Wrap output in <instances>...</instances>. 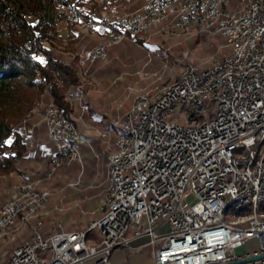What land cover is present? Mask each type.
Returning <instances> with one entry per match:
<instances>
[{
  "label": "built area",
  "instance_id": "1",
  "mask_svg": "<svg viewBox=\"0 0 264 264\" xmlns=\"http://www.w3.org/2000/svg\"><path fill=\"white\" fill-rule=\"evenodd\" d=\"M238 2L232 6L229 0L205 5H198V0L146 1L147 17L163 10V3H173V10H165L167 19L161 22L146 24L145 20L142 28L160 27V33L174 27L175 22L184 37L185 32H194L197 40L209 36L211 45L221 43V50L212 56L224 51L228 61H217V68L210 73H202V64L208 61L198 67L186 62L179 71L177 90L163 96L158 107L146 108L143 98L133 101V108L115 122L125 128L132 110H139L137 121L127 128L138 136V145L129 144V138H115L111 131L95 132L104 159L111 161L116 181V195L106 193V206L95 210L100 211V218H89L86 226L69 231L62 224L54 230L35 228L30 243L10 251L3 264H111L110 256L118 249L127 256L149 249L153 264H225L264 253V223L256 222V212H264L258 210V202L264 199V0H251L254 15H247V8L238 9ZM233 11H240V23L236 33H227V29H221V22H228ZM134 15L127 16V27L133 26L128 25V18ZM199 19H206L205 29L193 30V23ZM184 21H191L190 30H183ZM119 23L115 20L111 26H104V18L96 22L90 18L85 25H96L97 31L108 36ZM243 39H250V46L241 47ZM98 45L82 57L85 65L104 60V54L102 60H95ZM149 45L148 41V55ZM158 52H162L159 47ZM240 52L248 53L247 63H239ZM213 57L211 61H215ZM237 66H248V75H234ZM220 72L233 73V80H218ZM221 81H230L225 98L215 94L211 101H203L206 87ZM214 100H222V108L217 110L216 122H205L203 129L167 124V116L195 114L202 105L213 108ZM50 111H57V105L51 104ZM53 122L55 129H46L47 139L48 132H55V139H48L51 169L60 162H68V167L76 162L81 169L83 158L75 155L72 141L90 149L91 134L75 135L71 122L66 126H58V119ZM60 133L68 134V142H61ZM120 139H127V147L119 149H132V156L117 157L118 149L108 152V145ZM43 179L47 178L37 177L35 183ZM95 180L92 186L84 187L80 173L73 188L61 189L67 196L68 191L82 193L104 183L102 180L96 184ZM239 195L254 201L250 227L235 228L220 221L219 208L230 196H237L233 214L241 219L239 211L245 208L238 204ZM19 197L16 194L14 200ZM65 210L61 203V211L52 214ZM84 210L80 206L77 213L84 214ZM6 216L0 209V220ZM104 226H111V246H102L97 239V230H104ZM81 235H88L91 245L82 244ZM141 239L146 241L134 245ZM250 241L256 242L257 248L239 254L238 250ZM51 250H62V257H51ZM243 264H264V258Z\"/></svg>",
  "mask_w": 264,
  "mask_h": 264
},
{
  "label": "rangeland",
  "instance_id": "2",
  "mask_svg": "<svg viewBox=\"0 0 264 264\" xmlns=\"http://www.w3.org/2000/svg\"><path fill=\"white\" fill-rule=\"evenodd\" d=\"M99 1L98 17L90 14V18L94 17L96 20L104 18V23L108 25L114 20L117 21L122 14L135 11L142 0ZM247 1L251 0H239L238 8ZM229 5H237V0H229ZM58 11L65 15L66 21L59 22L56 26L55 36L57 38L55 37V44L50 54L56 61L69 65L77 77V83L69 86L64 94V101L68 105L64 113L71 112L75 126L81 135L91 134L90 150L94 152V162L90 165L84 164V173L83 166L80 169V165L76 162L69 167L61 165L56 169H51L52 148L48 143L42 115L45 113L47 103L53 98L49 88L46 87L38 98L34 99L31 109L15 126L25 144V153L16 163L15 171L0 175V204L9 197L10 187L20 180L47 178L39 182L42 187L48 188L51 192L49 208L61 207L62 203L66 210L58 215L52 214L58 211H52L43 217L41 219L43 228L54 230L62 224V228L69 231L86 226L89 218L98 217L100 212L95 210L100 207V201L105 195L108 159H104V150L103 147H99V138H96L95 132L109 129L111 123L119 120L118 118L131 108L133 101L143 91L176 79L184 63L189 62L198 66L208 61L202 64V67L207 66L209 62H212L210 60L213 57L212 53H217L216 46L221 43H214V46L210 47L211 42L206 41L209 39L205 40L204 37L198 40L193 36L186 39L174 22V27H168L164 32L157 33L160 29L158 27L137 38L129 36L128 39L108 47L109 54L105 61L81 66L82 57L86 53L94 50L96 45L108 42V39H105L107 35L105 36L104 31H97L96 25L86 26L84 22H80L74 10L66 6L58 7ZM70 22L73 23L70 24ZM106 24L104 26H107ZM176 34L178 36H175ZM148 41L152 44L149 45L150 55L147 54ZM158 47L162 52H158ZM114 49L116 52L111 55ZM224 53L222 51L221 54H215L213 59H220ZM115 77L116 86H114ZM112 135L114 136L113 133ZM95 144L98 146L97 150L93 148ZM113 150V145H108V152ZM80 173L84 179V187L92 186L95 179L96 184L102 180L104 182L101 187L87 190L85 195L90 198L82 200L81 205L70 191L69 195L65 196V189H61L69 188L68 183L75 184V178ZM80 206L86 209L84 214L77 213L80 212ZM29 230L28 227L20 236L0 241V263L8 257L10 251L30 238ZM257 246L256 242L250 241L238 252H250ZM124 257L125 255L121 253L118 256L120 264H125ZM137 259L136 263H132L131 260L130 264L150 263L145 254H140Z\"/></svg>",
  "mask_w": 264,
  "mask_h": 264
},
{
  "label": "bare ground",
  "instance_id": "3",
  "mask_svg": "<svg viewBox=\"0 0 264 264\" xmlns=\"http://www.w3.org/2000/svg\"><path fill=\"white\" fill-rule=\"evenodd\" d=\"M65 1V0H64ZM147 0H142L139 7L137 8V13L134 15V11L122 14L117 22L119 26H113V31L105 39L108 42L97 46V52H95V60H102V54H104L105 61L108 57L109 51L108 47L125 40L127 37L132 36L137 38L138 36L144 35L152 30V28H142V23L146 20V24H153V22H161L167 19V12L165 10H173V3H163V10H156L151 14V17H147V11L145 10V3ZM156 1V0H148ZM215 0H198V5H205L207 2H212ZM251 1L243 2L238 9L247 8V15L255 14V4H250ZM134 15L128 18L127 27V16ZM115 20L108 22L107 26L114 24ZM240 23V11H233L229 17L228 22H221V29H227V33H236L237 26ZM87 26V25H86ZM89 27V26H88ZM206 19H199L197 23H193V30L205 29ZM91 28V26H90ZM191 21L183 22V30H190ZM107 34H105L106 36ZM176 36V35H175ZM194 37V32H185V38ZM204 39H209L206 41L211 42L209 36H202ZM147 39V38H146ZM210 47L214 46L209 44ZM250 46V39L241 40V47ZM110 50V49H109ZM217 50H221V44L216 46ZM217 61H228V54L224 55L215 61L209 62L207 66L202 67V73H210L217 68ZM248 62V53H239V63ZM81 66H86L83 62ZM191 67H198L197 65L191 64ZM234 75L237 76H247L248 66H237L234 67ZM177 78L170 82L165 83L162 86H155L151 89L143 91L137 98L146 99V108L158 107L162 102L163 96L174 94L177 90ZM218 80H233V73L220 72L218 73ZM230 89V81L216 82L215 86H207L206 93H203V101H211L213 95H217V98H225L226 90ZM45 113H43V121L46 129H55V122L53 119H58V126H66L67 122H71V131L75 132V135H81L80 131L76 128L74 119L70 113H64L57 107V111H50L51 104L56 105L53 100L51 103H47ZM131 108H133V103ZM222 108V100H214L213 108L211 105H202L198 107L195 114H172L167 116V124H174L178 127H194V129H203L205 122H216L217 110ZM139 117V110H132V114H129V121H125V128L121 126L119 122L112 124V127L116 130L115 138H129V144L138 145V136H133V131L127 128H132V122L137 121ZM99 131V130H98ZM48 139H55V132H48ZM61 142H68V134L60 133ZM79 141H72V148L77 157H81L79 151ZM114 150H117V157L132 156V149L120 148L127 147V139H120L119 142H113ZM110 152V151H109ZM61 165L68 166V162H60L57 167ZM106 190L103 199L100 201V207L104 208L106 206V193L108 196L116 195V181L113 176L112 164L110 159L107 163V178H106ZM25 182V184H24ZM75 184L68 183L67 187L73 188ZM9 197L6 201L0 204V209L3 213H7L5 220H0V241L4 239H14L16 236H20L22 232L29 227L30 238L23 241L21 244H29L30 239H33V234L35 233V228H43L42 218L46 217L52 211H61V207L54 206L49 208L51 200V192L48 188H44L40 185V182L35 183V179L23 180L15 185L11 186L9 189ZM16 194L20 195L16 198ZM14 200V202L12 201ZM33 203H38L33 207H30ZM238 204H243L244 211H239L238 214H233L237 207V196H230L226 204H223L219 208V218L221 223H226V225H233L235 228H246L253 225L254 221V201H249V196L239 195ZM49 209V210H48ZM258 210H264V199L258 202ZM13 211V212H12ZM100 212V211H99ZM49 217V216H48ZM99 216L94 219H99ZM51 220V219H50ZM256 222L264 223V212H256ZM33 223V224H32ZM31 225V227H30ZM29 234V235H30ZM112 229L111 226H104V230H97V239L102 241V246H111ZM5 241V240H4ZM81 243L84 245H91V238L88 235H81ZM20 244V245H21ZM19 245V246H20ZM19 246L15 247L12 251H17ZM10 256V253L9 255ZM51 257H62V250H51ZM0 264H3L0 263Z\"/></svg>",
  "mask_w": 264,
  "mask_h": 264
},
{
  "label": "trees",
  "instance_id": "4",
  "mask_svg": "<svg viewBox=\"0 0 264 264\" xmlns=\"http://www.w3.org/2000/svg\"><path fill=\"white\" fill-rule=\"evenodd\" d=\"M99 3V0H0V175L15 171L16 163L25 153V144L15 126L31 109L34 99L48 87L57 107L66 112L64 94L77 83L70 66L50 54L56 26L66 21L58 7L74 10L78 20L85 23L90 14L98 17Z\"/></svg>",
  "mask_w": 264,
  "mask_h": 264
},
{
  "label": "crops",
  "instance_id": "5",
  "mask_svg": "<svg viewBox=\"0 0 264 264\" xmlns=\"http://www.w3.org/2000/svg\"><path fill=\"white\" fill-rule=\"evenodd\" d=\"M104 37V36H103ZM126 39H128V38H126ZM125 39V40H126ZM115 52H116V49H114V50H112L111 51V55H113V54H115ZM114 86H116V84L114 85ZM114 122H112L111 123V127L109 128V129H107V131H111V133H113L114 134V136L116 137V130L112 127V124H113ZM94 143L96 142L95 140L93 141ZM81 145V144H80ZM80 145H79V150H80ZM95 150H97L98 149V146L95 144V146L93 147ZM82 151V152H81ZM80 154H81V157L83 158V173H84V164L85 165H90V164H93V162H94V157H93V154H92V151L90 150V149H88L87 147H85V146H83V145H81V150H80ZM85 177V176H84ZM86 179V178H85ZM25 180H29V179H25ZM83 180L84 179H82V185H83ZM20 181H23V180H20ZM19 181V182H20ZM18 183V182H17ZM87 186V185H86ZM89 190V189H88ZM85 192H87V190L86 191H84V194H83V192L82 193H77V192H75V191H70V193H71V195H73V197L74 198H76V199H78L79 200V202H80V205H81V203H82V200L83 201H85V200H87V199H89L90 197H88L87 195H85ZM68 193H69V191H68ZM77 195V196H76ZM83 227V226H82ZM142 242H144V239L143 240H138V241H136L135 243H134V245H140ZM243 248V247H242ZM240 250V249H239ZM238 250V251H239ZM248 252V251H247ZM246 251L245 252H238L239 254H242V253H247ZM120 253H121V255L123 254V255H125V257H124V260H125V264H130V261L132 260V263H136L137 262V258H139V256H140V254H145V256H147V259H149L150 260V263L149 264H153V260H152V258H151V253H150V250L149 249H144L143 251H140V252H138L137 254H135V255H133V256H127L126 254H125V252L123 251V250H115L114 252H112V254H111V256H110V263L111 264H120L119 262H118V256L120 255Z\"/></svg>",
  "mask_w": 264,
  "mask_h": 264
},
{
  "label": "water",
  "instance_id": "6",
  "mask_svg": "<svg viewBox=\"0 0 264 264\" xmlns=\"http://www.w3.org/2000/svg\"><path fill=\"white\" fill-rule=\"evenodd\" d=\"M263 258H264V253H261L259 255L245 257V258L239 259L237 261H234V262H231V263H225V264H243V263H246V262H252V261L263 259Z\"/></svg>",
  "mask_w": 264,
  "mask_h": 264
}]
</instances>
